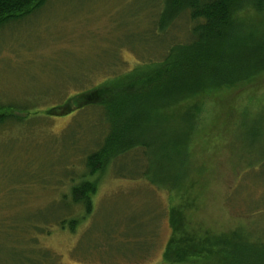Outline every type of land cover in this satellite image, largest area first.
<instances>
[{
	"label": "rangeland",
	"instance_id": "rangeland-1",
	"mask_svg": "<svg viewBox=\"0 0 264 264\" xmlns=\"http://www.w3.org/2000/svg\"><path fill=\"white\" fill-rule=\"evenodd\" d=\"M158 4V0H47L34 13L0 25V100L45 109L130 72L140 56L156 55L144 47L165 46L172 35L149 32L152 8ZM240 20L255 25L256 36L264 29L260 14L242 13ZM181 23L176 21L175 28ZM253 83L239 85H249L240 92L225 91L231 95L228 100L221 93L211 99L212 106L218 102L225 107L223 118L231 110L248 107L230 130L212 124L211 111L204 108L194 128L204 136L198 142L195 137L190 147L194 184L183 196L172 188L171 193L153 186L156 179L164 188L169 181L182 187L178 175L184 172L175 170L184 155L177 154L175 162V154L163 155L159 141H154L145 153L140 149L120 159L116 171L124 178L105 173L94 197L95 212L76 233L58 230L42 238L38 247L57 256L55 264H160L173 235L168 207L180 198L186 233L203 236L208 234L205 230L222 234L240 228L253 241H264V76ZM29 124H10V129L0 131V264L41 261L42 252L23 248L25 228L45 217L56 223L67 208L56 184L69 180L72 171L79 173L85 148H98L108 118L102 108L91 107L73 117H43ZM174 124L164 118L161 133L166 141L183 132L181 124L173 128ZM38 170L52 176L50 181L47 174L44 177L47 188L26 182L32 176L41 181ZM184 200H190L188 206ZM256 210L262 212L252 214ZM201 236L193 240L199 242ZM115 253L126 255L115 258Z\"/></svg>",
	"mask_w": 264,
	"mask_h": 264
},
{
	"label": "trees",
	"instance_id": "trees-1",
	"mask_svg": "<svg viewBox=\"0 0 264 264\" xmlns=\"http://www.w3.org/2000/svg\"><path fill=\"white\" fill-rule=\"evenodd\" d=\"M158 1L160 4L155 9L151 7L155 15L154 20L150 16L149 32H158L157 35L172 32V35L165 41V46L151 44L144 47L149 54L156 55L140 56L130 72L115 76L111 82L97 85L100 87L79 90L45 109L12 106L0 100V131L10 129V124L19 126L26 123L30 125L34 121L39 123L43 117H73L80 110L91 107L102 108L108 118L105 137L98 148L91 151L85 148L84 157L80 158L77 165L79 173L75 175L72 171L69 180L64 178L56 184L61 189L59 200L64 206L67 205L56 223L45 217L42 223L30 222L25 228L27 247L23 248L43 253L41 261H28L27 264H55L58 257L48 249L38 247L40 240L52 236L58 230L76 233L78 226L95 212L94 197L105 173H113L117 178L123 177L116 171L120 159L140 149L145 153L154 141H159L163 155H168V152L169 155L170 152L174 153L175 158L177 154L184 155L175 169L183 168L184 172L178 175L179 179L182 178L179 180L183 181L182 187L174 183L172 185V181H169V184H164V188L157 184L156 179L153 186L171 193L169 189L172 188L175 193L181 192L183 196L194 184L191 179L194 177L195 164L191 160L190 147L204 136V132L194 129L204 108L210 109L209 120L212 124L216 122L218 127L221 123L226 130L234 127L241 113L248 109L231 110L230 115L223 118L221 114L226 110L225 107L218 102L212 106L211 99L213 95L221 93L228 100L231 95L225 91H243L249 85H239L247 84V81L252 82V86L256 85L253 82L259 83L264 76V37L261 35L264 29H260L256 36L255 25L240 20L242 13L254 12L262 15L264 26V0ZM46 2L0 0V25L32 14ZM176 21H183L179 28H175ZM182 33H185V37ZM180 36L184 38L179 40ZM122 98L129 100L126 103H114V100ZM206 100L209 103H205ZM164 118L177 123L173 128L181 124L182 134H176L166 141L161 133L164 131L161 129ZM153 127L155 135L152 133ZM66 171L64 169L63 172ZM46 174L50 181L52 176L49 173L38 170L36 175L42 178L41 181L32 176L26 182L31 185L32 182H38L46 187ZM63 185H66L64 190L61 187ZM184 201L187 205L190 200ZM181 202H173L168 207L173 235L163 248L160 264H264V241H253L249 233L240 228L222 234H211L205 230L208 234L203 236L202 233L190 234L193 232L189 230L186 233V228L182 229L185 215L184 204ZM255 212L262 211L256 210L252 214ZM199 236L202 237L199 242L193 240ZM125 255L115 253L112 256L123 258Z\"/></svg>",
	"mask_w": 264,
	"mask_h": 264
}]
</instances>
